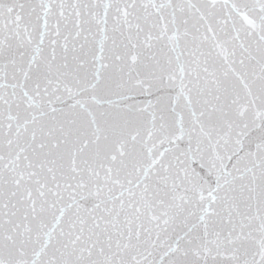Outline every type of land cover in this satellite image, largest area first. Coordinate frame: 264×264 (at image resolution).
<instances>
[{
  "label": "snow or ice",
  "instance_id": "snow-or-ice-1",
  "mask_svg": "<svg viewBox=\"0 0 264 264\" xmlns=\"http://www.w3.org/2000/svg\"><path fill=\"white\" fill-rule=\"evenodd\" d=\"M0 264H264V0H0Z\"/></svg>",
  "mask_w": 264,
  "mask_h": 264
}]
</instances>
